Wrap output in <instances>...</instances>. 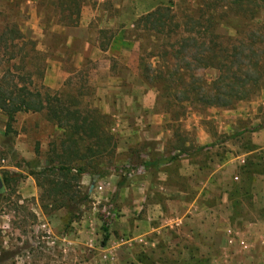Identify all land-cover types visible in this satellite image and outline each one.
I'll list each match as a JSON object with an SVG mask.
<instances>
[{"label":"rangeland","instance_id":"374dc122","mask_svg":"<svg viewBox=\"0 0 264 264\" xmlns=\"http://www.w3.org/2000/svg\"><path fill=\"white\" fill-rule=\"evenodd\" d=\"M186 3L0 0V77L19 63V55L35 48L41 58L36 66L42 68L36 71L31 64L35 83L72 92L110 115L116 140L100 174L83 176L81 187L90 202L82 218L71 223L65 209H42L40 188L30 174L46 166L62 130L43 113L21 112L14 136L6 141L0 110V264L68 258L76 264H115L102 256L104 221L110 230L107 244L121 246L122 264H264V146L254 141L264 132V87L232 106L200 108L140 76L141 43H154L155 37L140 34L136 21L158 6ZM228 23L243 22L231 18ZM8 24L29 41L22 50V42L6 47ZM107 44L104 52L101 46ZM197 73L210 81L218 72ZM249 159L257 164L246 171ZM188 163L196 165L194 170ZM8 173L20 177L8 184ZM83 219L91 235L82 248L88 252L68 254L62 237L51 244L50 230L79 235ZM140 232L146 234L137 237Z\"/></svg>","mask_w":264,"mask_h":264},{"label":"trees","instance_id":"16d2710c","mask_svg":"<svg viewBox=\"0 0 264 264\" xmlns=\"http://www.w3.org/2000/svg\"><path fill=\"white\" fill-rule=\"evenodd\" d=\"M182 2L188 3L158 6L136 21L140 34L155 37L154 43H141V78L146 83H161L164 92L175 90L188 105L200 108L232 106L259 92L264 87V0ZM231 18L240 19L242 25H230ZM8 35V48H17L22 42V50L29 43L17 26L8 24ZM108 46L101 49L107 51ZM30 52L19 55V63L0 77V110L6 117L4 137L11 141L16 116L21 112L43 113L62 130V136L52 143L46 166L30 174L40 188L42 209L48 213L65 209L69 222H77L91 198L82 190L83 176L100 174L99 166L115 153L112 118L76 99L72 92H52L35 83L34 70H42L36 66L41 58L35 48ZM154 59L156 63L150 62ZM208 69L218 72L210 81L197 73ZM256 164L249 159L244 170H253ZM18 177V173H8L5 178L9 184ZM102 229L105 246L110 238L106 221Z\"/></svg>","mask_w":264,"mask_h":264},{"label":"crops","instance_id":"0c3cea01","mask_svg":"<svg viewBox=\"0 0 264 264\" xmlns=\"http://www.w3.org/2000/svg\"><path fill=\"white\" fill-rule=\"evenodd\" d=\"M84 44H86L85 45L86 48H87V46L89 47V45H90V43L88 41H85ZM107 51H108V49H107ZM107 51H104V52H107ZM260 131H262V129ZM254 141L259 144V147H263L264 146V132L259 133L257 135V137L254 139ZM261 144L263 146H261ZM250 153H252V151ZM242 160H243V162H245L244 161L245 159H242ZM187 166H189L190 168H188V167H186V168L191 169V170H194V168L196 167V165L192 164V163H190V164L188 163ZM208 183H209V180L206 183H203V186L207 185ZM196 203H197V200L193 201L191 205L194 207L196 205ZM81 222H82V225L85 224V228L83 230L81 229L78 231L79 235H77L76 233H69V232L61 235L60 233H56L55 231L50 230V232L52 233V234L50 233L51 234L50 239H52L51 244H56L58 239L62 237L63 241L65 242L63 244L64 251H67L68 254L72 255L75 252L77 253L79 251L80 252L86 251V247H85V249H82V248L84 245L87 244V243H85V240L89 239V237L91 238L89 231L88 232L86 231L89 223L85 219H83ZM154 230H156V229H154ZM144 234H146V233L140 232L137 235V237H141ZM80 246H82V247H80ZM120 247L121 246H119V244H106L105 246L103 245V247H102L103 258L106 257V258H108V260H111L115 264H122L123 260H121L122 257L120 255V252H121ZM86 252H88V251H86ZM39 262H40V264L41 263L44 264L43 259H40ZM55 263L56 264H76L75 260H72L71 258H68V260L55 261L53 264H55Z\"/></svg>","mask_w":264,"mask_h":264},{"label":"water","instance_id":"95a60500","mask_svg":"<svg viewBox=\"0 0 264 264\" xmlns=\"http://www.w3.org/2000/svg\"><path fill=\"white\" fill-rule=\"evenodd\" d=\"M94 185H92L93 187ZM2 188V180L0 179V189Z\"/></svg>","mask_w":264,"mask_h":264}]
</instances>
